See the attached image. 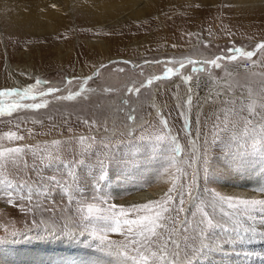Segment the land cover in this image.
Here are the masks:
<instances>
[{
	"label": "rangeland",
	"instance_id": "obj_1",
	"mask_svg": "<svg viewBox=\"0 0 264 264\" xmlns=\"http://www.w3.org/2000/svg\"><path fill=\"white\" fill-rule=\"evenodd\" d=\"M95 1H59L60 23L52 30L46 24L36 27L11 20L17 9L34 10L37 0H17L15 5L0 1V89L22 90L40 80L33 91L37 100L24 103L49 101L43 109L0 117V150L23 149L0 158V264H93L65 259L72 258L66 249L81 238L103 253L97 263L120 264L94 238L93 232L101 234L100 225L86 219L87 206L110 215L111 205L119 212V206L159 200L173 180L177 188L188 183L194 169L198 175L192 197L185 194V211L176 214L165 238L171 234L180 244L181 259L191 264H208L210 259L218 264H258L256 237L237 232L259 225L264 212L233 218L232 210L213 208L210 202L214 193L264 199V187L255 185L257 178L264 177V55L253 56L254 66L246 59L219 61V69L203 65L208 70L200 73H193L192 65L180 68L166 61H202L227 55L235 47L253 50L264 41V0H130L100 16L92 8ZM99 44L106 49L100 51ZM152 61L159 63H146ZM167 68H179V74L147 84ZM184 75L192 77L190 83L184 82ZM88 77L93 78L84 84ZM48 87L60 89L56 96L75 94L81 87L84 91L72 101L51 95L40 98ZM129 88L140 91L130 94ZM189 95L191 106L185 107ZM129 114L135 117L131 123ZM148 120L154 123L150 128L145 125ZM104 124L106 131L101 129ZM119 130L131 132L128 140L140 135L148 145L139 148L135 157L126 156L135 142L119 148L108 160L112 172L103 180L97 178L106 164L101 159L93 171V158L76 165L79 158L64 154L98 134L109 136ZM8 133L21 138L10 139ZM110 136L97 141L114 142ZM158 136L164 140H157ZM205 142L207 177L202 162L188 167L193 154L201 155ZM86 152L83 148L77 154ZM50 157L55 161L50 163ZM229 184L239 189L229 193L225 190ZM136 186L163 191L147 201L125 202L127 189ZM174 195L179 205V196ZM200 209L210 213L217 227L207 229L199 223ZM184 222L186 232L180 228ZM201 229L203 237L198 235Z\"/></svg>",
	"mask_w": 264,
	"mask_h": 264
},
{
	"label": "snow or ice",
	"instance_id": "obj_2",
	"mask_svg": "<svg viewBox=\"0 0 264 264\" xmlns=\"http://www.w3.org/2000/svg\"><path fill=\"white\" fill-rule=\"evenodd\" d=\"M55 7V5H53ZM260 53L264 55V41H261L255 45L253 50H246L242 47H235L227 51V55H217L214 58H209L205 60L193 61L191 59L186 60H170L166 63L179 64L180 68H183L185 64L192 65L191 71L193 73H200L207 71L203 65H208L219 69L221 64L219 61L233 62L238 59H246L253 66L256 61L252 60L253 56ZM130 63V62H129ZM146 63H159V61H152ZM103 67V66H102ZM180 69L167 68L161 76L153 77L147 81V84H152L153 80H165L170 79L173 75L179 74ZM93 77L85 78L84 84H87L88 80ZM185 83H190L192 77L189 75L182 76ZM41 81L36 80L35 83L29 87H24L22 90L17 89H0V117L10 116L13 112L18 110H39L47 107L49 101L47 99H42L41 102L24 103V101H36L37 96L33 95V91L40 85ZM67 84H71L72 80L68 79ZM141 84L140 87H144ZM60 91L56 87H48L46 91H41L39 93L40 98L46 96H55L56 100L60 101H72L74 97L80 96L81 92L84 91L81 87L80 91L75 94L60 95L55 94ZM105 91H109L105 89ZM140 88H129L128 92L131 94L133 92L139 93ZM127 103V101H125ZM185 107L191 106V96L186 99ZM135 120V117L131 114L128 115V121L131 123ZM87 123V121H85ZM160 123L167 127L165 120L161 119ZM187 126V125H186ZM131 134V132H129ZM10 139H20L21 137L16 136L15 133L7 134ZM216 137H214L215 139ZM83 139V138H82ZM157 140L163 141V136H158ZM173 142H175V137H172ZM264 151V149H261ZM181 149L177 145L174 149L175 153H180ZM23 152L22 148L19 147H9L0 150V158H4L7 155H17ZM51 159H56V157H50ZM173 161L175 166L176 156H173ZM200 161L203 164V171L205 176H209V164H208V146L207 142L202 146V152L200 156L193 154L191 163L188 164L189 168H193L197 162ZM167 171V169H166ZM181 175L187 177L188 173L177 168ZM198 175V170L194 169L191 174V179L188 183L182 184L177 188L176 180H173V186L168 189V192L164 193L159 200H150L145 203H137L128 206H119V212L115 211L116 205H111L110 215H100L96 216V219L102 220L104 226L101 230V234L97 235L93 232L94 238L98 239L102 250L110 256H115L120 264H191L190 260L185 258L181 259V249L178 241L172 238L169 234L165 238V232H168L169 223L173 222L172 213L175 212L177 215L183 213L185 208V194L190 198L196 184V178ZM39 183V179L37 181ZM179 196V205L175 203L176 195ZM210 206L213 208H223L232 210L231 215L235 217H248L253 211L259 210L264 212V199H248L241 198L230 195H222L220 193L212 194ZM99 212L100 209H94V206L89 204L87 206V212L89 217L86 219L93 218L92 214L94 212ZM200 215L202 220L199 223L206 225L207 229H213L217 227L218 222L214 221L210 213L206 212L204 209H200ZM224 216H229V212H223ZM199 227V224L197 225ZM183 231H187V222L180 225ZM163 230V231H162ZM175 231V229L173 230ZM107 233H119L124 236V240L120 242H114L107 239ZM246 233H255V229L243 228L242 232L238 231L237 235L240 236ZM57 233L52 232V235ZM69 233H65L68 236ZM200 237H203L204 230L201 229L198 233ZM187 239V237H186ZM172 246L171 248L169 246Z\"/></svg>",
	"mask_w": 264,
	"mask_h": 264
},
{
	"label": "bare ground",
	"instance_id": "obj_3",
	"mask_svg": "<svg viewBox=\"0 0 264 264\" xmlns=\"http://www.w3.org/2000/svg\"><path fill=\"white\" fill-rule=\"evenodd\" d=\"M2 1L5 2V4L8 3V4H11V5H15V3H17V0H2ZM59 1H62V0H37V2L35 4H33L34 10H31V11H29L27 13V12L23 11L22 9H17L15 15L11 17V20L13 22L17 23V24L31 23L32 26H36V27L38 25L43 26V25L46 24V28L48 30H52V28L55 27L54 25H57V23H60L59 22V20H60L59 7L57 6ZM238 1H245V0H238ZM129 2H131V1L130 0H98V1H95V6H92V8L96 7V9H97L96 11L99 13V16H100V15L106 13V12H110L113 7H115L117 5L119 6V4H125V3L128 4ZM248 4H250V3H248ZM53 5H55V7H53ZM94 15H96V14H94ZM38 30L40 31L41 29H38ZM89 44H91V43L89 42ZM98 47H99L100 51H103L104 49H106L101 44H99ZM19 88H21L20 85H19ZM111 122H113V121H111ZM95 123H98V122H95ZM95 123H93V124H95ZM102 123H104V122H102ZM93 124H89L88 126H94ZM127 124H128V122H127ZM153 124L154 123L152 121H150V120H148L145 123V125H147V127H149V128ZM262 126H264V123H263ZM98 128H99V126H98ZM104 128H105V124H104V127L101 128V129H104ZM119 128H121V126H119ZM138 129H141V128L139 127ZM131 130H135V129L131 128ZM258 130H260V129L258 128ZM127 134L129 135V130L126 133L125 132H121V130H119L117 133L110 134V135H112V138H114L115 140H114V142H111L109 144H103L102 142H98L97 139L104 140V139H106L108 137H111L110 135L109 136H105L103 134H98L96 137H92L91 141L88 144L79 145L76 148L70 149V150L67 149L66 151H64V154H71L72 158L73 157H75L77 159L79 158V160H78L79 162L78 163L76 162V165L82 164L84 162L82 159H84V158H86V159H90V157L93 158V160H94L93 161L94 162L93 165L94 166L93 165L91 166V167H93L92 169H94L93 171H95V169H96L95 167H97L96 164L99 163V159H101L102 162L106 163L105 166L102 167V172L104 170H106V171L103 173L102 176H100L102 174V172H100L101 174H99V176H97V178H99L100 180H103V178H106L107 174L112 172L111 166H110L111 163L108 160L110 158L113 159L114 153L119 148L121 149V147H123L126 143L135 142L136 143L135 148H132L131 150H128V153L126 155L127 157H135L136 155L139 154V148H143V147H145V145L147 147L148 144H143L142 141L140 140L141 139L140 135H137L138 137L134 138V140H130V139L128 140ZM107 135H108V133H107ZM128 145H130V144H128ZM83 148H85V151H87L86 154H77V151L79 149L82 150ZM69 159H70V157H69ZM125 159H126V157H125ZM52 160L55 161V159H51L50 163L52 162ZM76 167L77 166H74V168H76ZM130 177H131V175H130ZM255 185H257L259 188L260 187L261 188L264 187V177L257 178V183ZM234 188H237V189L235 190ZM238 189L239 188L237 186L231 185V184H229L228 187L225 188V190L227 192H229V193H234ZM162 191L163 190L158 189V188L157 189H150V190L148 189V190H146V189H142L141 187H137L136 186L134 188L127 189L126 199L124 201L127 202V203L128 202L129 203H135V202L147 201V200L155 198ZM112 192L115 195H117V196L120 194L119 189L118 190L113 189ZM68 209L70 210V208H68ZM104 212L105 211L102 210V211H99L98 214H96L97 212L94 211L93 214H92V217H94V214H95V217L103 215ZM95 217L91 219V222L94 225L96 223L99 224L100 225L99 231H101L103 226H104V223H103L102 220L96 219ZM172 217H173V221H175L176 213H174L172 215ZM263 218H264V216H263ZM259 223L260 224L257 225V226L250 225L251 226L250 229H255V233L251 234V235H254L256 237V240L254 242V244L256 246L254 262L257 261L258 264H264V220H263V222H259ZM171 224L172 223H169V225H168V232H169V230L171 228ZM246 234H248V233H246ZM118 235H120V234L119 233H109V236H107V239L110 240V241H116V242L123 241L124 240V236L119 238ZM77 241L78 242L73 243L72 246H70L69 248L66 249L65 252L70 253L71 257H72L71 259H69V258H65L63 256L67 261H69V262H88V263H93V264H103L101 261L99 263H97L99 258L103 257L104 255L101 252L93 250L94 244L92 242H89L85 238H81L80 240H77ZM208 264H218V263L216 261L210 259Z\"/></svg>",
	"mask_w": 264,
	"mask_h": 264
}]
</instances>
